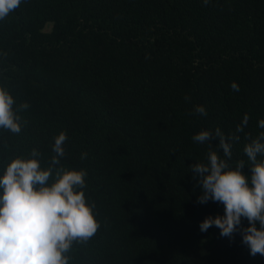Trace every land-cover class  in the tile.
Instances as JSON below:
<instances>
[{
	"label": "trees",
	"instance_id": "16d2710c",
	"mask_svg": "<svg viewBox=\"0 0 264 264\" xmlns=\"http://www.w3.org/2000/svg\"><path fill=\"white\" fill-rule=\"evenodd\" d=\"M0 86L14 109L30 105L19 134L0 129V175L33 148L47 167L61 131V164L88 173L101 227L70 264H264L239 231H200L224 209L197 203L189 167L209 150L195 134L228 136L247 114L230 164L250 175L243 148L264 132V0H24L0 21Z\"/></svg>",
	"mask_w": 264,
	"mask_h": 264
},
{
	"label": "clouds",
	"instance_id": "9594fccd",
	"mask_svg": "<svg viewBox=\"0 0 264 264\" xmlns=\"http://www.w3.org/2000/svg\"><path fill=\"white\" fill-rule=\"evenodd\" d=\"M24 0H0V21L20 7ZM207 6L210 0H202ZM4 55H7L4 53ZM235 92L239 85H230ZM190 97L186 96L188 101ZM15 100L6 87L0 86V129L12 134L21 132L18 114L30 107L22 103L14 109ZM195 113L206 116V109L197 105ZM244 115L235 133L228 136L217 127L201 130L192 137L198 144L208 145L206 162L191 164L193 179L201 188L198 204L209 201L223 205L224 214L206 217L199 225L201 232L210 227L220 229L222 237L232 238L237 231L249 254L264 256V132L245 144L250 175L243 172L244 160L230 164L233 144L239 142L237 133L248 125ZM258 127L264 129V119ZM68 137L61 131L54 137V155L47 167H42L41 153L33 148L30 158L11 159L0 175V264H70L74 244L87 243L101 227L94 213L95 204L88 203L83 189L88 173L84 169L69 170L61 164L65 157ZM218 139L223 156L213 149ZM87 153L81 154L85 159ZM246 219L248 226L242 225Z\"/></svg>",
	"mask_w": 264,
	"mask_h": 264
}]
</instances>
